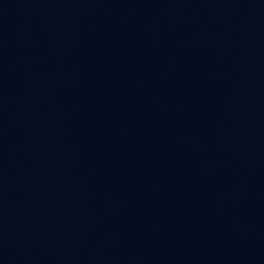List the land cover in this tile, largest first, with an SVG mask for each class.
Here are the masks:
<instances>
[{"label":"water","instance_id":"1","mask_svg":"<svg viewBox=\"0 0 264 264\" xmlns=\"http://www.w3.org/2000/svg\"><path fill=\"white\" fill-rule=\"evenodd\" d=\"M19 264H264V0H175Z\"/></svg>","mask_w":264,"mask_h":264}]
</instances>
